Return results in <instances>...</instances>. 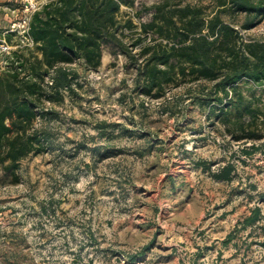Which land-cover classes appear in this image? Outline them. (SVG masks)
<instances>
[{"label":"rangeland","instance_id":"obj_1","mask_svg":"<svg viewBox=\"0 0 264 264\" xmlns=\"http://www.w3.org/2000/svg\"><path fill=\"white\" fill-rule=\"evenodd\" d=\"M51 1L0 0L1 68L14 51L42 58L29 23ZM129 1L117 19L127 42L141 41L134 52L158 37L143 24L159 6L219 11L216 0ZM242 34L264 40V19ZM126 63L108 50L96 71L75 62L76 92L47 104L50 150L21 162L18 183L0 184V264H264V137L237 138L199 102L213 82H180L155 99ZM239 89L264 108L263 86Z\"/></svg>","mask_w":264,"mask_h":264},{"label":"trees","instance_id":"obj_2","mask_svg":"<svg viewBox=\"0 0 264 264\" xmlns=\"http://www.w3.org/2000/svg\"><path fill=\"white\" fill-rule=\"evenodd\" d=\"M216 1L219 11L210 18L202 8L164 14L157 7L143 31L158 37L141 46L140 52H134V46L141 41L127 42L117 19L129 0H53L36 12L28 33L42 58L14 51L13 59L0 67V184L18 183L21 162L50 150L51 133L44 121L55 111L47 104L61 103L65 92H76L80 75L75 62L96 71L106 50L124 56L127 70L139 76L138 89L155 99L165 97L167 89L180 82H213V89L199 96V102L211 106L213 113L218 111L225 123L236 125L241 131L237 138L262 139L264 108H255L239 84L249 81L264 87V40H247L242 34L264 19V0ZM230 170L227 166L223 172L228 175ZM259 213L255 208L247 221Z\"/></svg>","mask_w":264,"mask_h":264}]
</instances>
